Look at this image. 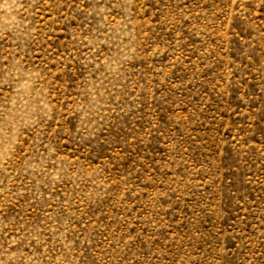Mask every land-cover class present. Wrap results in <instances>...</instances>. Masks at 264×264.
Listing matches in <instances>:
<instances>
[{
	"label": "rangeland",
	"instance_id": "obj_1",
	"mask_svg": "<svg viewBox=\"0 0 264 264\" xmlns=\"http://www.w3.org/2000/svg\"><path fill=\"white\" fill-rule=\"evenodd\" d=\"M0 264H264V0H0Z\"/></svg>",
	"mask_w": 264,
	"mask_h": 264
}]
</instances>
